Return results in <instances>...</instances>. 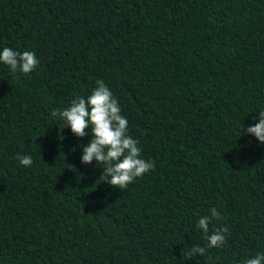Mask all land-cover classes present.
I'll return each instance as SVG.
<instances>
[{"label": "trees", "instance_id": "1", "mask_svg": "<svg viewBox=\"0 0 264 264\" xmlns=\"http://www.w3.org/2000/svg\"><path fill=\"white\" fill-rule=\"evenodd\" d=\"M0 264H243L264 253V0H0ZM103 80L154 169L120 190L51 115ZM31 156L24 167L17 155ZM67 165H74L75 171ZM110 179V178H109ZM215 208L226 242L207 246ZM264 264V262H262Z\"/></svg>", "mask_w": 264, "mask_h": 264}, {"label": "clouds", "instance_id": "2", "mask_svg": "<svg viewBox=\"0 0 264 264\" xmlns=\"http://www.w3.org/2000/svg\"><path fill=\"white\" fill-rule=\"evenodd\" d=\"M0 62L7 65L13 75L18 72L28 74L39 64L34 52L21 53L9 47H4L0 52ZM96 85L90 95L72 99L69 107L63 110L54 109L51 115L54 118L59 117L63 121L62 128L68 126L79 138L89 135L87 130L90 129L91 140L86 145H80L83 150L81 163L91 164L95 161L103 169L99 177L102 183L123 190L136 178L154 169L155 164L141 158L138 141L128 134V120L121 114V107L111 90L103 80H97ZM244 131L264 144V111H259V122L244 128ZM17 159L24 167L33 164L31 156L18 154ZM67 168L75 171L74 165H67ZM210 211L211 216L201 217L197 224L203 230L207 246H192L184 253L189 259L196 254L204 255L208 248H220L226 242L225 234L229 231L227 228H217L209 234L210 222L221 219L217 209L212 208ZM262 262L264 253L246 259L243 264Z\"/></svg>", "mask_w": 264, "mask_h": 264}]
</instances>
